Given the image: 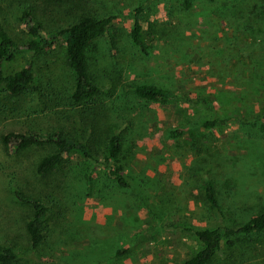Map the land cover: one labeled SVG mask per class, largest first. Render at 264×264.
<instances>
[{
  "label": "rangeland",
  "instance_id": "obj_1",
  "mask_svg": "<svg viewBox=\"0 0 264 264\" xmlns=\"http://www.w3.org/2000/svg\"><path fill=\"white\" fill-rule=\"evenodd\" d=\"M24 12L47 35L82 16L112 17L86 49L93 101L68 100L64 38L26 49ZM134 18L145 53L130 38ZM0 24L21 47L3 74L31 63L40 88L10 97L0 87V134L67 132L99 146L117 135L127 182L119 187L101 162L77 153L41 177L35 164L50 146L13 153L0 143V244L18 254L10 264H180L201 247L195 228L264 210V0H0ZM139 85L171 98L140 99ZM204 178L220 191L228 222L203 206ZM15 191L48 209L35 249L24 229L31 206ZM237 238L209 264H264V236Z\"/></svg>",
  "mask_w": 264,
  "mask_h": 264
},
{
  "label": "trees",
  "instance_id": "obj_2",
  "mask_svg": "<svg viewBox=\"0 0 264 264\" xmlns=\"http://www.w3.org/2000/svg\"><path fill=\"white\" fill-rule=\"evenodd\" d=\"M22 18L24 27L30 36L26 43V49L33 53L54 45L58 38H64L65 62L73 77V86L68 95V100L73 105H83L93 101L98 93V87L92 82L88 72L86 49L93 39L106 31L112 17L82 16L69 23L65 29L49 35L44 34L38 25L31 23L27 12H24ZM130 38L135 46L143 53L146 52L147 46L144 34L137 18H134L131 24ZM20 51V45L7 34L0 24V87L10 97L19 96L28 90H40L35 85L31 63L10 74H3L2 64L11 61ZM247 53L252 59H255V51H248ZM134 94L140 99L153 102H163L171 98L169 92L149 85L136 86ZM215 124V120L206 121L203 126L211 127ZM0 143L5 150L13 153H17L26 146H50L52 148L51 152L42 155L35 164L34 171L36 175L41 177L46 176L55 167L59 166L68 153H77L83 158L101 162V165L105 167L107 177L111 178L121 188L127 186L123 175L124 166L119 159L122 145L117 135L108 137L104 145L99 146L89 139L82 140L70 136L67 132L42 133L29 129H10L0 134ZM98 150L101 153L100 161L96 159L99 154ZM198 191L205 209L208 212L217 213L224 222H228L227 217L230 215L227 214V207L224 206L219 195L220 191L216 188L215 183L210 178H204L198 185ZM15 197L18 201L31 206V214L25 223L24 229L30 247L35 249L44 239L48 209L37 198L20 191H15ZM229 223L231 226L222 224L218 227L195 228L193 233L200 242L201 247L180 264H209L217 255L224 253V245L234 247L238 235L246 237L264 236V210L250 215L241 222ZM126 252L127 249H119L116 254L123 255ZM16 258H18L17 253L9 246L0 244V264H10Z\"/></svg>",
  "mask_w": 264,
  "mask_h": 264
}]
</instances>
